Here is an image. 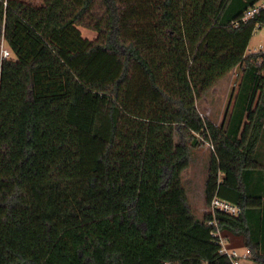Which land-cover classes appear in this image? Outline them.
Instances as JSON below:
<instances>
[{
	"label": "trees",
	"instance_id": "trees-1",
	"mask_svg": "<svg viewBox=\"0 0 264 264\" xmlns=\"http://www.w3.org/2000/svg\"><path fill=\"white\" fill-rule=\"evenodd\" d=\"M261 1L0 0V264H186L178 246L234 264L218 231L264 264V53L247 55L264 12L242 21ZM238 67L231 112L205 120ZM206 144L196 218L182 175Z\"/></svg>",
	"mask_w": 264,
	"mask_h": 264
},
{
	"label": "rangeland",
	"instance_id": "rangeland-1",
	"mask_svg": "<svg viewBox=\"0 0 264 264\" xmlns=\"http://www.w3.org/2000/svg\"><path fill=\"white\" fill-rule=\"evenodd\" d=\"M41 3V0H26ZM83 38L94 40L97 34L91 30L80 28ZM5 49L9 48L4 42L0 43ZM260 46L264 47V27L255 31L253 38L249 44L247 55L256 54L260 50ZM12 59L15 57L12 54ZM242 78V67L234 69L224 78L218 80L209 90L204 92L197 101L198 110L201 116L210 122L219 125L226 117L227 110H232L236 93L238 91ZM210 145H205L201 149L192 153V160L189 168L182 175V184L185 190L189 206L196 218L201 217V211L205 207V184L211 161ZM240 256L247 255L245 249L237 252ZM170 256L181 257L186 264H200L195 253L185 247L178 246L170 252Z\"/></svg>",
	"mask_w": 264,
	"mask_h": 264
},
{
	"label": "built area",
	"instance_id": "built-area-1",
	"mask_svg": "<svg viewBox=\"0 0 264 264\" xmlns=\"http://www.w3.org/2000/svg\"><path fill=\"white\" fill-rule=\"evenodd\" d=\"M7 5H8V0H4V6L7 7ZM262 12H264V0L259 2L258 4H256L254 7H252L245 14L242 21L248 22L249 20L255 18L256 16H259ZM235 26L238 27L239 24L236 23ZM0 52H1V58L3 60L11 59L12 53L9 50V48L5 49L2 45ZM258 53H264V47L263 46H260V50L258 52H256V54H258ZM210 210L213 213L221 212V213L231 215V216H235V217L239 216L242 213L241 208L239 206L230 204L226 201L220 200L219 198H214L212 200L211 205H210ZM213 235L217 236L220 239V243L222 245L221 253L227 255L231 260H233L234 264H242L243 261L247 260V255L240 256L237 252L228 250L225 247V241L222 238L220 231L216 232Z\"/></svg>",
	"mask_w": 264,
	"mask_h": 264
},
{
	"label": "crops",
	"instance_id": "crops-1",
	"mask_svg": "<svg viewBox=\"0 0 264 264\" xmlns=\"http://www.w3.org/2000/svg\"><path fill=\"white\" fill-rule=\"evenodd\" d=\"M205 210H206V202H205V207L201 211V214H202L201 217L203 216ZM221 236L224 239L225 247L228 250L239 252L241 249H245V251H246V248L244 247V243H243L242 238L235 237L234 235H232L229 232H221ZM243 256H245V255H243ZM242 264H254V263L249 261V260H245L242 262Z\"/></svg>",
	"mask_w": 264,
	"mask_h": 264
}]
</instances>
